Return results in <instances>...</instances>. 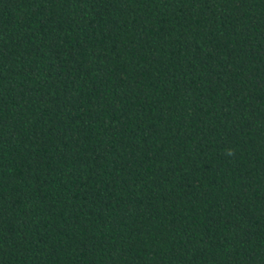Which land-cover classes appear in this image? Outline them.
Masks as SVG:
<instances>
[{
  "label": "trees",
  "instance_id": "obj_1",
  "mask_svg": "<svg viewBox=\"0 0 264 264\" xmlns=\"http://www.w3.org/2000/svg\"><path fill=\"white\" fill-rule=\"evenodd\" d=\"M0 264H264V0H0Z\"/></svg>",
  "mask_w": 264,
  "mask_h": 264
}]
</instances>
